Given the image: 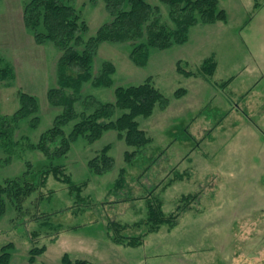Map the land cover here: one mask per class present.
I'll return each instance as SVG.
<instances>
[{
    "label": "rangeland",
    "instance_id": "rangeland-1",
    "mask_svg": "<svg viewBox=\"0 0 264 264\" xmlns=\"http://www.w3.org/2000/svg\"><path fill=\"white\" fill-rule=\"evenodd\" d=\"M25 1L0 0V67L10 63L15 72L10 86L0 81V114L18 106V89L35 95L37 125L29 127L22 119L14 132L35 142L60 112L46 99L47 88L55 83L60 52L51 42H34L22 21ZM147 1L158 5L161 18L169 20L166 3ZM218 2L225 10V21L197 22L185 43L150 48L144 66L129 59L130 43H99L93 72L104 61L113 62V84L85 83L81 95L113 101L114 86L150 77L168 104L137 117L151 142L131 161L124 159L127 145L114 130L92 142L82 135L74 139L67 154L56 161L64 163L74 181L88 178L82 194L88 195L89 202L75 204L65 183L49 175L37 204H33L34 194L24 202L23 213L8 205L0 217V247L13 243L8 264H62L65 252L95 264H264V0ZM73 5L87 21L85 36L93 35L110 18L103 0H74ZM210 55L216 61L211 75L186 76L176 70L181 60L186 69L197 72ZM180 87L186 92L175 97L173 92ZM71 124L64 126L65 131ZM106 144L111 145L113 165L93 174L87 160ZM21 157L30 161L33 170L46 163L38 150H23ZM24 168L13 157L0 165V179ZM120 168H125L126 185L108 194ZM175 174L182 176L163 187ZM129 189L132 193L121 197ZM189 192L199 194L181 212L177 224L160 226L142 244L124 246L107 236L108 219L132 223L143 218L147 196L160 197L162 209L169 212L181 194ZM56 228L60 231L51 240ZM42 244L45 251L30 263L29 248Z\"/></svg>",
    "mask_w": 264,
    "mask_h": 264
},
{
    "label": "trees",
    "instance_id": "trees-1",
    "mask_svg": "<svg viewBox=\"0 0 264 264\" xmlns=\"http://www.w3.org/2000/svg\"><path fill=\"white\" fill-rule=\"evenodd\" d=\"M168 6V21L160 16L159 6L147 0H103L104 8L110 18L103 22L93 35L85 36L87 21L73 5L74 0H26L22 6V21L36 44L51 42L60 54L56 63L55 83L46 91L47 102L60 107L52 125L45 129L35 142L26 135L15 136L21 120L27 119L29 127H35L39 121V102L35 95L17 90L18 106L11 113L0 114V165L9 163L13 157L22 161L25 168L14 175L0 179V217L7 211L8 205L19 212H24V202L34 194V205L44 195L41 191L49 175L65 183L67 191L75 204H87L88 195H83L88 178L74 181L63 162L56 161L65 156L71 143L79 135L92 142L107 130H114L119 139L127 145L124 159L131 161L143 152L151 142V137L143 130L138 116H149L156 105L161 109L168 104V98L151 81V78L129 85H116L113 88V101H99L90 94L81 95L85 83L95 87H109L113 84L112 75L115 65L104 61L93 72V59L99 43L103 41L130 43L129 59L137 66H144L149 59L150 48H167L174 44H183L188 40L189 29L197 22L212 23L225 21L226 13L219 6L218 0H160ZM216 61L210 55L203 59L197 72L186 69L181 60L176 62V70L186 76L211 75ZM15 77L14 67L5 63L0 67V81L10 86ZM186 92L177 88L173 95L179 97ZM116 108L120 110L116 113ZM72 121L69 131L65 125ZM110 144L87 160L88 170L93 174H102L113 165L109 152ZM40 151L46 163L38 170H33L31 163L21 157L23 150ZM175 174L163 187L180 178ZM126 185L125 168H120L108 194L119 192ZM131 189L125 194H131ZM198 192L181 194L179 203L173 210L162 209L160 197L151 195L145 200V216L132 223H122L108 219L105 231L109 239L124 246H137L144 237L156 232L160 226L172 227L185 209L190 207ZM128 228H134L128 231ZM57 238L60 231L56 228ZM12 242L0 247V264H8ZM46 245H34L28 250L27 260L34 262L36 256L43 253ZM62 264H95L84 258H72L68 253L61 256Z\"/></svg>",
    "mask_w": 264,
    "mask_h": 264
}]
</instances>
